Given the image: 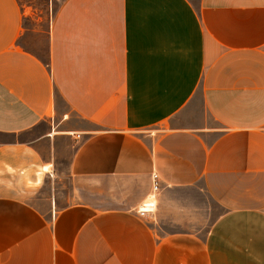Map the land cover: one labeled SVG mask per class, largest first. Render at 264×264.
<instances>
[{
    "label": "crops",
    "instance_id": "crops-1",
    "mask_svg": "<svg viewBox=\"0 0 264 264\" xmlns=\"http://www.w3.org/2000/svg\"><path fill=\"white\" fill-rule=\"evenodd\" d=\"M41 19L0 0V264H264V0Z\"/></svg>",
    "mask_w": 264,
    "mask_h": 264
},
{
    "label": "rangeland",
    "instance_id": "rangeland-1",
    "mask_svg": "<svg viewBox=\"0 0 264 264\" xmlns=\"http://www.w3.org/2000/svg\"><path fill=\"white\" fill-rule=\"evenodd\" d=\"M62 0H19L21 6H23V8H25V10L28 13H32L35 12V14H39L41 16V22H40V29L41 30H46L48 24L50 23L52 16L54 14V12L56 11L58 5L60 4ZM65 162L63 161V165L61 166L63 171L65 172ZM66 175V174H65ZM64 176V175H62ZM46 184V192L48 194L46 195H53L55 189H53V187L55 186H59L60 188H62V190H64V193L66 194L68 192L67 187L65 188V186H67L69 184L68 178H60V177H51V178H46L45 181ZM49 186V187H48ZM50 193H49V190ZM65 188V189H63ZM31 197L32 198H36L38 197V194H32L31 193Z\"/></svg>",
    "mask_w": 264,
    "mask_h": 264
},
{
    "label": "built area",
    "instance_id": "built-area-1",
    "mask_svg": "<svg viewBox=\"0 0 264 264\" xmlns=\"http://www.w3.org/2000/svg\"><path fill=\"white\" fill-rule=\"evenodd\" d=\"M158 189H159L158 176L156 174H154L153 175V187H152V191H153L152 195L153 196L156 194ZM151 208H153V203L152 202H148L140 209V212L144 213V212L150 210Z\"/></svg>",
    "mask_w": 264,
    "mask_h": 264
}]
</instances>
